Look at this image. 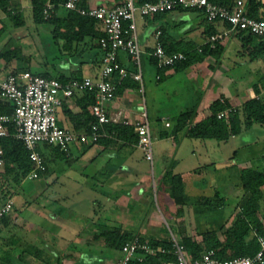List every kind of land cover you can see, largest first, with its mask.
<instances>
[{
  "label": "rangeland",
  "instance_id": "1",
  "mask_svg": "<svg viewBox=\"0 0 264 264\" xmlns=\"http://www.w3.org/2000/svg\"><path fill=\"white\" fill-rule=\"evenodd\" d=\"M16 2L18 6L15 7L20 9L24 24L13 26L1 6L0 20L7 24L4 38L11 37L5 48L19 45L24 53L30 55L28 60L20 64V69L30 67L35 71L57 75V69L63 65L75 64L74 54L65 51L62 39L57 38L59 41H55L52 24L35 22L30 0ZM173 12L175 11H169L167 15ZM185 15L190 18L186 19L184 27H189L195 20L204 19V13L198 9H188ZM136 20L140 35L151 28L146 16L137 13ZM233 36L234 44L226 47L221 59L224 64L219 65V72L227 73H223L226 76V92L232 94L229 97L233 105H238L249 97V89L255 81L254 72L262 68V62L253 63L246 61L240 53L237 55L234 45L239 48L242 41L237 32ZM148 40H151L150 37ZM229 40L228 38L223 43L227 44ZM2 43L3 40H0V46ZM153 44L154 42L151 47ZM240 51L246 55L250 46H241ZM240 56L243 59H239ZM121 60L129 69H134L126 52L121 53ZM210 60L212 63L216 62L213 58ZM142 61L145 104L154 150L153 164L144 158L141 148L136 144L137 147H132L117 143L104 148L101 143L96 142L87 147L71 143L64 148L56 147V143L40 142L37 148L47 157L44 160L46 169L37 172L32 178H21L17 184L10 180L16 186L11 193L14 206L9 213L10 224L0 229V247L8 250L4 253L12 263L1 260L0 264H111L114 257L121 255V251L107 247L103 236L93 237L94 232H99L104 225L118 226L121 230L140 234L146 239L167 237L171 233L180 237L177 226L184 233L190 234H194L195 230L217 227L207 220H203L206 223L195 224L190 206L185 204L182 212H179L181 205L175 204L170 196L168 182L159 185L162 173L173 167L175 171L181 172L193 166L203 168L204 178L200 181V187H204V193L214 196V193H209L206 189L221 186L220 189L226 192L225 196L232 199L233 204V211L226 221L236 219L239 210L236 206L241 200L243 189L236 174L237 168L230 166L239 156L230 155L236 146L256 139V130L232 137L229 141L220 143V146L216 139L189 137L184 129L173 138V118L177 112L185 109L187 102L196 101L199 92L193 91L194 84L183 75V69L176 70L174 76L165 75L156 79V66L145 52ZM2 64L4 60L0 59V65ZM205 68L208 72L215 70L211 65H205ZM93 69L98 75L100 64H96ZM211 79L207 81L210 85ZM131 84V88L138 86L136 81ZM236 89L240 95L235 93ZM215 91L210 94L212 100L226 98L219 88ZM10 103L13 107V103ZM208 113L209 108L201 110V116ZM164 116L170 118L169 126L165 127L162 119ZM63 124L59 122V125ZM249 146L252 151L253 145ZM177 158L178 161L173 165L171 160ZM3 168L4 166L0 171ZM193 185L192 180L187 178L186 183H183V192L187 191V203L191 201L199 205L200 200L197 198L200 194L190 191ZM212 201L216 203L215 200ZM223 203L224 201H220V204ZM261 208L264 213V199L261 201ZM228 210L226 206L222 212L227 214Z\"/></svg>",
  "mask_w": 264,
  "mask_h": 264
},
{
  "label": "built area",
  "instance_id": "2",
  "mask_svg": "<svg viewBox=\"0 0 264 264\" xmlns=\"http://www.w3.org/2000/svg\"><path fill=\"white\" fill-rule=\"evenodd\" d=\"M80 0H64L56 2L46 0L42 7L44 18H50L58 12V8L75 10L99 23L103 34L97 39L102 51L100 70L97 77H69L65 80L56 76L36 74L26 69L15 73L0 75V99L13 103L11 112L0 113V139L12 135L21 140L30 150L33 170L28 174L32 178L36 170H44V159L37 146L40 142L56 143L66 148L71 143L96 142L100 137L109 136L106 128L109 123L132 125L137 134V146L151 165L154 162V150L150 120L145 105L139 111L138 118L131 120L124 117L121 110L110 111L107 104L114 100L117 88L128 78L138 82L137 92L144 94V75L142 55L145 51L139 38L136 14L152 16L177 8H195L202 10L206 19L211 22H227L229 27H222L209 34L197 48L208 43L214 47L223 43L232 32L246 30L264 40V17L248 14L246 0H235L231 6L222 5L213 0H111V2H90L80 5ZM161 30L154 33V44L148 56L154 59L158 68L172 66L176 61L184 59L182 51L168 52L160 37ZM126 52L134 65L129 69L121 60V53ZM157 78L160 74L156 75ZM94 92V102L90 111L95 121L89 129L76 130L60 126L57 122V111L63 103L78 92ZM253 92L251 97L259 98ZM222 99V98H221ZM144 102V97H143ZM219 117H227L228 109L219 111ZM164 125L170 120L163 117ZM12 129V130H11ZM5 164L3 149L0 146V168ZM14 206L11 198L0 206V218L9 214ZM170 248L164 245H152L149 239L134 235L120 247L119 255L111 264H132L133 260L142 261L144 255L172 253L173 258L163 264H264V234L258 235L259 248L254 254L220 258L214 248L203 250L198 257L189 255L180 238L170 234Z\"/></svg>",
  "mask_w": 264,
  "mask_h": 264
},
{
  "label": "trees",
  "instance_id": "3",
  "mask_svg": "<svg viewBox=\"0 0 264 264\" xmlns=\"http://www.w3.org/2000/svg\"><path fill=\"white\" fill-rule=\"evenodd\" d=\"M17 0H0V6L9 16L13 26H22L24 18L18 6ZM46 0H30L32 5V13L35 22H50L52 24L53 36L55 41L57 38L63 40V48L70 49L72 42L84 41L85 38L90 40L97 39L103 34V31L96 26V20L88 16H84L75 10H66L64 14H55L50 18H44L42 7ZM57 3L64 0H54ZM141 1V0H140ZM222 5L231 6L235 0H213ZM80 5H87L90 0H80ZM105 2V1H104ZM111 2V0H106ZM248 14L256 17H264V2L262 0H246ZM60 8H58L59 11ZM207 21L205 27L206 33L209 35L218 30L214 22ZM223 27H229L230 24L223 22ZM7 24L0 20V40L3 43L0 46V59L5 61L4 69L8 73H17L21 67V63L29 59L30 55L24 53L19 45L5 48L9 38H4ZM238 38L241 39V46H250V51L247 52L246 57L249 60H258L264 63V40L246 30L237 31ZM162 36V35H161ZM163 42V46L168 52L182 51L186 57L176 61L172 66H165L159 68V71L166 68L173 67L175 70H181L189 65L203 61L207 56H213L215 60L219 61L222 57L223 44L217 43L211 47L208 43L202 46V50H198L197 46H183L176 43L174 40L170 43ZM99 46L98 42L96 43ZM152 61L154 59L150 57ZM101 60V58H100ZM25 69V68H23ZM36 74L49 75L45 71H35L30 67L27 68ZM5 74V75H6ZM4 76V75H3ZM59 79H67L64 75L56 76ZM79 77V76H75ZM80 78V77H79ZM162 77H160L161 79ZM132 81L123 82L117 88V92L127 84L132 85ZM252 88L254 92L259 93L264 88V74L260 80L253 82ZM94 102V92L85 91L79 98L81 111L79 113H69V117L74 121L75 128L89 129L91 123L95 121L93 114L90 111V105ZM12 106L10 101H0V113L11 112ZM209 113L200 119L195 120L197 111L195 106L187 107L181 110L173 120L171 133L173 138L181 130H185V134L189 137H198L203 139H216L218 141H227L230 137L244 133L255 127H263L264 125V94L261 97L246 98L238 105H232L226 98H215L208 106ZM228 109L227 117H219V111ZM106 128L110 135L100 137L96 143H101L104 148L113 144L123 145L125 143H135L137 145V134L132 125L122 123H109ZM12 130V129H11ZM95 142H80L83 146ZM0 146L3 149L5 164L2 171H0V206L6 199L11 198L12 191L16 186L10 180H14L17 184L21 178H25L33 170V161L30 158V150L25 144L12 136L11 134L0 139ZM56 147H59L56 146ZM61 147V146H60ZM38 149V148H37ZM40 151V150H39ZM64 151V150H63ZM62 151V152H63ZM43 159L46 161V155L41 151ZM264 156V154H263ZM235 166L232 163L230 166ZM47 166H45L46 169ZM104 167V166H103ZM44 170H36L40 172ZM10 175L12 178H10ZM237 175L239 182L243 189V195L239 204L236 206L238 214L236 219L229 225L225 226V222L214 223L217 227H210L204 230H195L194 234L184 233L178 226V234L181 243L185 247L186 252L192 257H198L205 249L214 248L216 255L220 258H228L234 256H243L254 254L259 248L258 235L264 234V225L262 217L264 213L261 208V201L264 199V164L260 166H247L237 168ZM169 184V194L177 204L181 205L179 212H182V205L187 203L188 196L183 192V179L180 173L174 172L171 168L162 173L160 176L159 185H164L165 182ZM218 191L214 193V197L199 196V201L195 205V211L203 213L210 210L212 214L220 207V198H217ZM215 200L216 203H213ZM207 212V211H206ZM10 216L6 214L0 218V229L10 224ZM217 218H215V221ZM215 226V225H214ZM99 232H94L93 237H104L107 247L111 250H120L121 245L135 234L128 230H121L118 226H102ZM221 231V232H219ZM141 236V235H140ZM144 238L143 236H141ZM149 241L152 245H164L167 248L171 247V236L167 237H151ZM8 250L0 247V261H7L12 263V260L6 256ZM172 253H157L154 255H144L142 261L133 260L132 264H163L164 261L173 258ZM3 263V262H1Z\"/></svg>",
  "mask_w": 264,
  "mask_h": 264
},
{
  "label": "crops",
  "instance_id": "4",
  "mask_svg": "<svg viewBox=\"0 0 264 264\" xmlns=\"http://www.w3.org/2000/svg\"><path fill=\"white\" fill-rule=\"evenodd\" d=\"M92 1L96 2V3L104 2V1L106 2V0H92ZM137 1L140 2V0H137ZM188 9H195V8H177V9L173 10L175 12H173L172 14H169V15H167V13L169 12V11H167V12L157 13V14H154L152 16H146L148 18V21L150 22L149 26H151V28H149V29L147 28L146 33L144 31L141 35L139 33V38H140V42H141L142 46L144 47V49L146 51L147 56H148V51H150L152 48L151 44H152V42H154V33L156 32L157 29L161 30L160 37L163 39V41L165 43H170L174 40L176 43H179L180 45H184V46L192 45V46L196 47L205 40V38L208 36V34L205 31V27L207 25V21L205 20V18H206L205 15L203 17L204 18L203 20H195V21L191 22L189 27L183 26L186 19L190 18V17L188 18L185 15V12H187ZM65 11H66L65 9L61 8V9H59V11L56 14L61 15V14H64ZM170 11H172V10H170ZM200 11H202V10H200ZM176 14H178V15L180 14V15L176 16ZM215 25L217 26L218 29L223 27L222 22H215ZM96 26H97V28L101 29L98 22H96ZM138 32H139V29H138ZM234 33L235 32H232L230 34V37H229L230 40L228 41L227 44L221 43L224 46L222 56H224V54H225L226 47L233 46L234 39H235V37L233 36ZM149 37L151 40H148ZM62 43H63V40H62ZM96 43H97L96 39L90 40L88 38H85L84 41L72 42L71 48L70 49L65 48V51L67 53L74 54V57L76 60L75 64H72V65L70 63L68 65L65 64L62 67H60V69H57L58 70L57 75H51V74H49V75L58 76V75L62 74L64 76H66L67 78L75 77V76L82 77V76H86V75L92 76V77H97L98 76V75H96L97 71L95 69H93V67L96 64H97V66H99L102 51H101L100 47L97 46ZM237 44L239 45V43H237ZM234 46H235L234 50L237 53V55H239V53H240L241 55H243L246 58V61H250L253 63L256 61L259 63L261 62L258 60H249L246 57V55L240 51L241 45L239 48H237L236 45H234ZM210 58H213L215 60V58L213 56H207L203 61L195 62V63L189 65L188 67H186L185 69L181 70L183 75H185L188 79H190V81L194 84L193 91L199 92V95L196 97L197 100L187 102V105L185 107V108L191 107V106L196 107L197 115H196L195 120L203 117V115L201 116V110H203L204 108H208L210 102L212 101L210 94H212L213 92H216L215 90H217V88H219L220 91L222 93H224L226 98L231 102L229 95H232V94L230 92H226V87L224 85V80H225L226 76H223V73L225 74L226 72H222V73L219 72V70L221 69L219 67L222 64H224L223 61H221L222 57L219 59V61L215 60L216 62H214V63L211 62ZM148 59L150 61H152L149 56H148ZM239 59H243V58H241V56H240ZM4 64H5V61H4ZM4 64L0 65V75L1 76L5 75L7 72L4 69ZM153 64L156 66L155 62ZM205 65H211V66H213V68H215V70H213L212 72H208L209 70L207 68H205ZM261 67H262L261 69H258L254 72L255 73L254 74L255 81L260 80L261 76L264 74V63H262ZM143 69H144V67H143ZM22 70H26V69H19V71H22ZM251 72H253V71H251ZM176 73H177V71L173 67L166 68L164 70L159 71V68L156 66V75L160 74V77H164L165 75L167 76V75H172V74L174 76ZM143 75H144V70H143ZM205 76H208V78L205 79L204 78ZM160 77L159 78L156 77V79H160ZM211 77H212V79H211ZM210 79H211V83H212L211 85H210V83L207 82V81H210ZM129 80L131 81L132 79L128 78L124 82H127ZM203 81L205 83H203ZM219 84H220V86H219ZM252 84H253V82H252ZM144 89H145V80H144ZM249 90H250L249 96H251V94L254 92L252 85H251ZM235 93L240 95V92L238 91V89H236ZM83 94H84V92L76 93L71 99L65 101L63 103V105L58 109V111H57V122H58V124H59V122L64 123L63 125H60V126L76 129L75 125H74L75 124L74 121L69 117V113H79L82 110L81 105L79 103V98ZM143 97H144V102H143ZM235 97H237V95H235ZM0 101H1V99H0ZM145 103H146L145 102V91H144V94H140L137 92L136 88H131L130 85L126 84L121 89L120 92H117L116 98L107 104V108L110 111L121 110L122 115L124 117L130 118L131 120H135L138 118L139 111L142 109V106L143 105L146 106ZM231 104L233 105L232 102H231ZM146 108H147V106H146ZM179 112L176 113L175 117L177 116V114ZM147 113H148V109H147ZM164 117H166L167 119H170V118H168V116H164ZM175 117L173 118V120L175 119ZM148 118H149V115H148ZM253 129L256 130V132H257L256 139H254L251 143H241L240 145L236 146L235 149L231 152V155H230L231 157L239 156L237 160L232 162L235 164V166H236L235 168L247 167L248 165L260 166V165L264 164V156H263V154H264V125H263V127H260V128L255 127ZM253 129H251V130H253ZM247 131H249V130H247ZM247 131H245V132H247ZM232 137H237V135L232 136ZM232 137H230L227 141L232 139ZM227 141H219L217 143V145L220 146L221 145L220 143H225ZM125 145H131L132 147H137L135 145V143H125ZM249 145H253L252 151H250ZM247 146H248V148H247ZM239 152H241V154H239ZM254 160H256L258 162H255ZM177 161H178V158L171 160V163L173 162V165H174V163ZM246 162L249 164H242V163H246ZM169 164H170V162H169ZM242 165H245V166H242ZM167 167H168V165H167ZM202 169L203 168L193 166L184 172L183 171L182 172L181 171H175L174 167L172 170L174 172H178L181 174L182 179H183V183H186L187 178H189V180H192V183L194 185H193V188L190 189L191 192H194L196 194H200L199 196L205 195V196L214 197L213 195H209V194L204 193L205 192L204 187H200V181H201V179L204 178V174H203L204 171ZM236 174H237V172H236ZM220 187L221 186L214 187L211 189V186H210L209 188L206 189V191L209 190V193H211V192L215 193L216 191H218L217 198H220L221 201H224V203L221 204L219 208H217L218 210L215 214H212L210 210H206L209 213H207L205 211L207 214L205 212L198 213L195 211V205L191 201H190V203L189 202L185 203L188 206H190L191 210L193 211L192 216H193V220H194L195 224H201V223L203 224V223H206V221L203 222V220H207V222L209 224L225 222V226H229L230 224H228V223H232L235 220V219L230 220L232 222L226 221L229 213H231L233 211V204H232V199H227V196H225L226 192L221 190ZM185 193H187V191H185ZM242 195H243V192H241L240 196H242ZM199 196H198V198H199ZM227 201H229V202H227ZM227 203H229V205H227ZM175 204H177V203L175 202ZM185 204L182 205V207L185 206ZM179 205L180 204H178V206ZM226 206L229 208V210H228L227 214H224L222 212V210L224 208H226ZM171 207L173 209V204H171ZM215 218H217L216 221H215ZM262 221H263V225H264V219L263 218H262ZM69 256H72V254H70ZM116 258L117 257H114V260ZM58 264H59V262H58Z\"/></svg>",
  "mask_w": 264,
  "mask_h": 264
}]
</instances>
